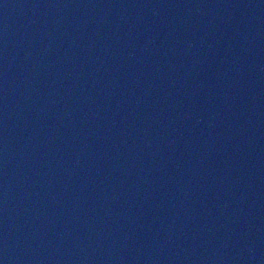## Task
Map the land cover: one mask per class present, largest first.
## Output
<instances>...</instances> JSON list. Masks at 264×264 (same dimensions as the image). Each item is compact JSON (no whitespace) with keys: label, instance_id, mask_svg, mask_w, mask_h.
I'll return each instance as SVG.
<instances>
[{"label":"water","instance_id":"water-1","mask_svg":"<svg viewBox=\"0 0 264 264\" xmlns=\"http://www.w3.org/2000/svg\"><path fill=\"white\" fill-rule=\"evenodd\" d=\"M0 264H264V0H0Z\"/></svg>","mask_w":264,"mask_h":264}]
</instances>
